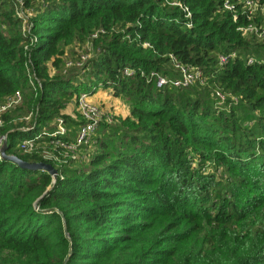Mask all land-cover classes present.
<instances>
[{
  "label": "trees",
  "instance_id": "16d2710c",
  "mask_svg": "<svg viewBox=\"0 0 264 264\" xmlns=\"http://www.w3.org/2000/svg\"><path fill=\"white\" fill-rule=\"evenodd\" d=\"M253 1L0 0V104L21 94L0 136L7 154L57 170L0 157V264H264V0ZM180 65L201 76L157 84ZM98 88L129 112L101 119L76 157L19 146L75 142L84 118L65 108Z\"/></svg>",
  "mask_w": 264,
  "mask_h": 264
},
{
  "label": "built area",
  "instance_id": "2783aa9c",
  "mask_svg": "<svg viewBox=\"0 0 264 264\" xmlns=\"http://www.w3.org/2000/svg\"><path fill=\"white\" fill-rule=\"evenodd\" d=\"M256 5V2L253 0H245V6L248 8V11H252ZM184 10L186 11V15H189L190 12L187 9V7L183 6ZM190 24V23H189ZM247 29H254L256 28L250 24L247 25ZM258 34H263L264 35V28L260 29L258 31ZM233 56V54L231 55ZM83 58L86 57V55L82 56ZM226 56L224 54H219V63L222 64L226 61ZM182 68V77L179 79L175 80H170L167 79L165 76L158 75L157 76V84L162 85L166 83H172L174 85H179V84H187L191 83L194 81L195 78H198L201 76V72L198 68L196 67H185L183 65H180ZM126 73H129L130 70L126 69ZM217 95L219 97H223V94L220 91H217ZM21 98V94L19 91H16L14 94L9 96L3 103L0 104V114L1 112L5 111L8 107L11 105L17 103ZM77 106L79 110L81 111V114L84 118V121L80 124L78 130H77V135H76V140L75 142H70L66 141L63 138H55L51 139L50 142L47 143L48 146H51L52 148H55L56 150L63 149V148H76L77 144H82V143H88L92 141V135L93 132L98 124V122L101 120V109L100 106L95 103L94 101L91 100V95L87 91H82L77 99ZM29 116H26L28 118ZM2 123V118L0 117V124ZM67 132V127L64 124L63 118L58 117L57 122H56V127L54 129V132L52 134L55 135H62ZM3 136H0V146L3 142ZM38 144L35 143L34 138L28 137L24 138L20 141L19 146H21L25 150H33L37 147ZM51 148V149H52ZM44 157L48 158H54L57 160V154L56 152L53 151H43ZM1 157V154H0ZM74 157V156H73Z\"/></svg>",
  "mask_w": 264,
  "mask_h": 264
},
{
  "label": "rangeland",
  "instance_id": "374dc122",
  "mask_svg": "<svg viewBox=\"0 0 264 264\" xmlns=\"http://www.w3.org/2000/svg\"><path fill=\"white\" fill-rule=\"evenodd\" d=\"M177 4H179L178 1H177ZM77 51L78 52L79 51L85 52V53L88 52V54L90 52V54H91L89 47H85V49L79 48ZM103 90H106V89H103ZM91 100L100 106V109L102 111L101 112V119H107V120L111 121L114 119L115 116L125 115L126 113L129 112V108H128L127 103H125L122 99L112 95L110 88H109L108 92L102 91V92H100L98 97L91 98ZM77 108H78V106H77ZM77 108H76V104L71 103V104H69V108L66 107L65 110H70L74 117L78 115L76 113L77 111L80 112L79 115H82L79 108H78V110H77ZM36 148H40L43 151L48 150V151L56 152V154H57L56 162L57 163H61V162H63L64 159H68V158H71L73 156L76 157L79 153V151L76 148L67 147V148L56 150L55 148H52L51 146H48L47 144H44L42 147H36Z\"/></svg>",
  "mask_w": 264,
  "mask_h": 264
},
{
  "label": "water",
  "instance_id": "95a60500",
  "mask_svg": "<svg viewBox=\"0 0 264 264\" xmlns=\"http://www.w3.org/2000/svg\"><path fill=\"white\" fill-rule=\"evenodd\" d=\"M6 146H7L6 134H4L3 142L0 146L1 157L11 159V160L17 162L19 165L24 166V167L47 169L51 174L55 175L57 170L50 163L43 162V161H26V160L19 158L15 154H7L6 153Z\"/></svg>",
  "mask_w": 264,
  "mask_h": 264
},
{
  "label": "crops",
  "instance_id": "0c3cea01",
  "mask_svg": "<svg viewBox=\"0 0 264 264\" xmlns=\"http://www.w3.org/2000/svg\"><path fill=\"white\" fill-rule=\"evenodd\" d=\"M104 88H98L94 93L91 94V98H96L99 96L100 92H108L109 88H106V90H103Z\"/></svg>",
  "mask_w": 264,
  "mask_h": 264
}]
</instances>
